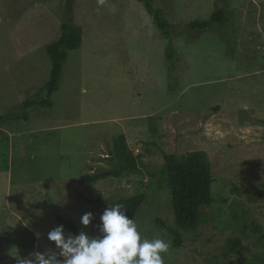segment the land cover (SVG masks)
I'll return each mask as SVG.
<instances>
[{"label":"rangeland","instance_id":"obj_1","mask_svg":"<svg viewBox=\"0 0 264 264\" xmlns=\"http://www.w3.org/2000/svg\"><path fill=\"white\" fill-rule=\"evenodd\" d=\"M143 1L0 0V116L43 95L45 46L61 22L82 29L52 106L0 121V264L52 249L47 233L61 224L57 215L98 234L105 208L139 192L146 198L133 219L142 236L170 243L164 264H264V0H150L170 38ZM216 9L226 23L191 26ZM118 134L138 167L85 181L118 167ZM193 150L210 162L214 201L207 222L186 231L175 224L159 170L164 152ZM86 212L93 219L83 226ZM19 223L35 233L30 249L14 233Z\"/></svg>","mask_w":264,"mask_h":264},{"label":"trees","instance_id":"obj_2","mask_svg":"<svg viewBox=\"0 0 264 264\" xmlns=\"http://www.w3.org/2000/svg\"><path fill=\"white\" fill-rule=\"evenodd\" d=\"M146 11L153 17V20L161 31L162 35L170 38L171 32L169 23L164 17L162 10L154 8L150 0H144ZM71 8L68 9V17ZM228 20L226 11L216 9L211 16L203 22H193L191 26L197 29H206L213 24H224ZM82 42V29L75 23L65 19L60 24L59 36L45 46V51L50 59V70L48 77L41 88L42 96L34 99L24 100L17 110L0 116V121L5 118L25 119L29 117V110L33 107H51V96L58 89L62 68L67 57L68 51L78 49ZM174 50L169 45L167 47V57L171 58ZM113 156L118 162L115 169L103 172H93L84 177L85 181L95 182L107 177H120L125 171H133L138 167L137 156L128 147L124 134H118L112 142ZM159 183L165 184L169 189L170 203L176 226L181 230L194 231L199 225L208 220L205 208L209 207L213 201L212 183L214 181L210 162L204 151L193 150L177 155L175 153H163V162L160 167ZM146 198L144 192L120 198L111 202V206L120 204L126 209L129 218H133ZM56 220L63 224L72 233H77L75 224L56 216ZM14 233L22 247L30 249L34 246L35 233L19 223ZM176 243V241L174 242ZM234 249L239 246L238 240L230 242Z\"/></svg>","mask_w":264,"mask_h":264},{"label":"clouds","instance_id":"obj_3","mask_svg":"<svg viewBox=\"0 0 264 264\" xmlns=\"http://www.w3.org/2000/svg\"><path fill=\"white\" fill-rule=\"evenodd\" d=\"M92 219L93 214L86 212L80 223L88 226ZM99 219L96 235L65 232L64 225L55 226L47 233L52 249L34 252L31 259L19 264H164L163 254L170 243L160 237L142 236L137 222L129 218L122 205L105 208Z\"/></svg>","mask_w":264,"mask_h":264}]
</instances>
